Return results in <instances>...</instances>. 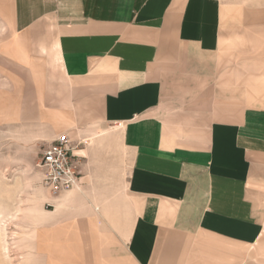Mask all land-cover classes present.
<instances>
[{
  "label": "crops",
  "instance_id": "crops-1",
  "mask_svg": "<svg viewBox=\"0 0 264 264\" xmlns=\"http://www.w3.org/2000/svg\"><path fill=\"white\" fill-rule=\"evenodd\" d=\"M233 11L0 0V113L67 133L82 173L38 216L32 263L264 264V25Z\"/></svg>",
  "mask_w": 264,
  "mask_h": 264
},
{
  "label": "rangeland",
  "instance_id": "rangeland-1",
  "mask_svg": "<svg viewBox=\"0 0 264 264\" xmlns=\"http://www.w3.org/2000/svg\"><path fill=\"white\" fill-rule=\"evenodd\" d=\"M224 2L234 9L231 18L236 29L255 30L258 29L255 25H264V0ZM5 30L4 19H0V36ZM227 47L228 44L224 46ZM39 132L32 124L6 122L0 113V242L5 228L13 264H35L32 263L35 257L31 235L36 228L37 214L31 210L53 209L49 199L56 195L43 184L37 166L48 145L37 138ZM12 263L5 262L0 250V264Z\"/></svg>",
  "mask_w": 264,
  "mask_h": 264
},
{
  "label": "built area",
  "instance_id": "built-area-1",
  "mask_svg": "<svg viewBox=\"0 0 264 264\" xmlns=\"http://www.w3.org/2000/svg\"><path fill=\"white\" fill-rule=\"evenodd\" d=\"M75 149L70 136L63 133L48 142L41 153L37 166L42 182L55 194L75 189L81 184L79 155Z\"/></svg>",
  "mask_w": 264,
  "mask_h": 264
},
{
  "label": "bare ground",
  "instance_id": "bare-ground-1",
  "mask_svg": "<svg viewBox=\"0 0 264 264\" xmlns=\"http://www.w3.org/2000/svg\"><path fill=\"white\" fill-rule=\"evenodd\" d=\"M31 211L37 214V217L35 220V225H37V220H38L37 218L42 213L43 210L33 208ZM0 217H1V213H0ZM36 234H37V229L35 228L32 232V235H31L33 243H34V240L36 238ZM2 235H4V236H2ZM2 235H1V242H0L1 253H2V255H4V259H5L6 263H9V262L12 263L13 260H12V255H11V247H10L9 241L6 239L7 234L5 232V228H4V233Z\"/></svg>",
  "mask_w": 264,
  "mask_h": 264
}]
</instances>
